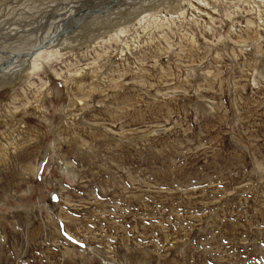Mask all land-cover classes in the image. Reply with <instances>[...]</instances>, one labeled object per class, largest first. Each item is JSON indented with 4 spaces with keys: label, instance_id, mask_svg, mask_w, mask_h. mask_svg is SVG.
Wrapping results in <instances>:
<instances>
[{
    "label": "rangeland",
    "instance_id": "1",
    "mask_svg": "<svg viewBox=\"0 0 264 264\" xmlns=\"http://www.w3.org/2000/svg\"><path fill=\"white\" fill-rule=\"evenodd\" d=\"M71 1L0 0V50ZM143 1L0 75V264H264V6Z\"/></svg>",
    "mask_w": 264,
    "mask_h": 264
},
{
    "label": "bare ground",
    "instance_id": "2",
    "mask_svg": "<svg viewBox=\"0 0 264 264\" xmlns=\"http://www.w3.org/2000/svg\"><path fill=\"white\" fill-rule=\"evenodd\" d=\"M125 1L124 0H95V1H93V0H90V1L89 0H82V1L81 0H74V1H71L70 3H65L66 1L61 2L60 4L63 6L62 13L57 14V13L52 12L54 15H51V16L52 17L55 16V17H53V18L49 17L50 22H48L47 24L45 23V25H43L42 28H40L41 29V31H40L41 37L38 36L39 37L38 40H35V42L31 43V45L28 44L27 47H19V45H18V47L10 46L12 48L9 47V49L7 48L8 50H4V48H2L3 50H0V75H2V74L7 75V74H14V73H19V74L28 73V71H30L32 68H34L35 64L38 63V61L41 59L40 56H41L42 52L54 51V47H59V48H57L58 50L63 49L64 47L68 48V47L73 46L72 44H74L75 42H80L79 39L71 40V38L76 37L75 35H77V33H78L76 30L85 29V28L87 29V27H85V25L94 23V22H89V18H91L93 14L98 13L97 11L99 10L100 7L107 5L108 8L110 9L109 6L114 5V6L118 7V10L124 9V8L127 9L128 8L127 5L122 6L125 3ZM147 1L148 0H145L143 2H146V4H147ZM258 1H257L258 4H263V6H264V0H258ZM113 2H117V3L115 4ZM187 5H189L191 7L193 6V4L190 0H175L172 3V8L169 7V5H165V7L169 8V10L172 11L169 14H170V16H173V14H175V13L178 14V13L184 12L183 9H186ZM64 6H65V8H64ZM83 7H84V9L90 10L92 13L84 14L81 17L73 16V15L77 14L78 12L82 11ZM153 8L155 9L156 7L154 6ZM109 9H107L106 11H108ZM151 10H152V8L150 9L149 12H146L144 14L139 13L138 15H141L140 20L146 21L149 18V20H147V21H149V23L151 22L152 24L158 25L159 23L162 22V20L160 18H153V14H151L152 13ZM106 11H101V13L97 14L96 16L101 15L102 17H106L104 15V13ZM107 13H109V12H106V14ZM150 14L152 15V17ZM169 14H167V15H169ZM160 17H161V15H160ZM166 17L164 19H166ZM85 18H88V20H85ZM135 18H137V17H134L133 19H135ZM77 19H79V21ZM133 19H128V20L129 21L131 20L130 22H132V23L133 22H136V23L139 22L140 23L139 19H136L135 21ZM114 21L115 20H113V22L111 24H113ZM74 23H75L76 28L72 30L73 32L67 31V29H69V27ZM105 24H107V23H105ZM111 24H109V27H107V28H110ZM61 30H64L65 32L61 36L55 37L56 34ZM87 38H86V40H87L86 42L80 43V44L87 43L90 40ZM48 39H51V42L49 43L50 45L48 47H46L45 49L44 48L41 49L40 46ZM40 41H41V43H39ZM124 45H125V47L128 46L127 44H124ZM5 81L7 84L13 82L9 78H5L4 83H5Z\"/></svg>",
    "mask_w": 264,
    "mask_h": 264
},
{
    "label": "water",
    "instance_id": "3",
    "mask_svg": "<svg viewBox=\"0 0 264 264\" xmlns=\"http://www.w3.org/2000/svg\"><path fill=\"white\" fill-rule=\"evenodd\" d=\"M89 1H90V0H89ZM113 3L116 4L117 2H113ZM84 7H85V6H84ZM84 7H83V10H82V11L78 12L77 14H75V15H73V16L81 17V16L84 15V14L92 13L90 10H88V9H84ZM107 9H109V8H108L107 5H105V8H103L101 11H106ZM101 11H97V12H98L97 14H100ZM102 13H103V12H102ZM75 28H76V26H75V23H74V24H72V25L69 27V29H67V31H72V30L75 29ZM64 32H65L64 30L59 31V32L56 34L55 37H57V36H61ZM50 42H51V39L46 40L45 43H43V44L40 46V48L43 49V48L48 47V45H49Z\"/></svg>",
    "mask_w": 264,
    "mask_h": 264
},
{
    "label": "snow or ice",
    "instance_id": "4",
    "mask_svg": "<svg viewBox=\"0 0 264 264\" xmlns=\"http://www.w3.org/2000/svg\"><path fill=\"white\" fill-rule=\"evenodd\" d=\"M53 199H55V197Z\"/></svg>",
    "mask_w": 264,
    "mask_h": 264
}]
</instances>
